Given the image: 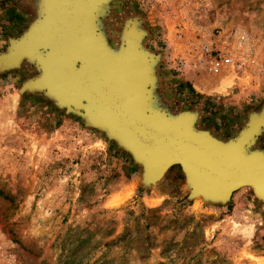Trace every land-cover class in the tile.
Segmentation results:
<instances>
[{
	"label": "rangeland",
	"instance_id": "374dc122",
	"mask_svg": "<svg viewBox=\"0 0 264 264\" xmlns=\"http://www.w3.org/2000/svg\"><path fill=\"white\" fill-rule=\"evenodd\" d=\"M47 5L0 0V264H264L253 189L196 192L179 165L155 176L86 103L38 86L48 50L17 53ZM92 30L116 65L128 39L143 54L146 113L222 147L250 132L243 154L264 157V0H104ZM205 45L231 65L211 74Z\"/></svg>",
	"mask_w": 264,
	"mask_h": 264
},
{
	"label": "water",
	"instance_id": "95a60500",
	"mask_svg": "<svg viewBox=\"0 0 264 264\" xmlns=\"http://www.w3.org/2000/svg\"><path fill=\"white\" fill-rule=\"evenodd\" d=\"M102 1L48 0L46 21L22 39L17 53L48 50L40 58L43 76L38 86L66 106L86 103L91 123L118 137L155 176L179 165L196 192L223 198L250 187L264 199V157L243 154L250 132L222 147L194 133L187 118L166 122L160 114L146 113L147 68L131 39L113 77L114 62L92 32L93 14Z\"/></svg>",
	"mask_w": 264,
	"mask_h": 264
},
{
	"label": "built area",
	"instance_id": "2783aa9c",
	"mask_svg": "<svg viewBox=\"0 0 264 264\" xmlns=\"http://www.w3.org/2000/svg\"><path fill=\"white\" fill-rule=\"evenodd\" d=\"M244 41V37L240 36L236 42L235 48H242L244 45ZM202 53L206 54L204 59L205 66L213 75L222 73L227 67L231 65L233 60L229 53L226 54L224 53V51L216 53V50L212 49L211 46H203Z\"/></svg>",
	"mask_w": 264,
	"mask_h": 264
},
{
	"label": "bare ground",
	"instance_id": "6f19581e",
	"mask_svg": "<svg viewBox=\"0 0 264 264\" xmlns=\"http://www.w3.org/2000/svg\"><path fill=\"white\" fill-rule=\"evenodd\" d=\"M113 67H114L113 77H115L117 75V73H118L119 67L116 64H114V63H113ZM200 193H204V192H200Z\"/></svg>",
	"mask_w": 264,
	"mask_h": 264
}]
</instances>
